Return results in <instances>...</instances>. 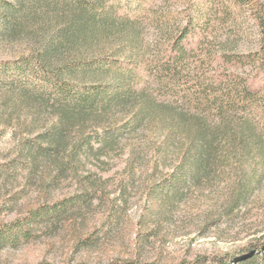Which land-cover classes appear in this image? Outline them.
I'll use <instances>...</instances> for the list:
<instances>
[{
	"label": "rangeland",
	"instance_id": "1",
	"mask_svg": "<svg viewBox=\"0 0 264 264\" xmlns=\"http://www.w3.org/2000/svg\"><path fill=\"white\" fill-rule=\"evenodd\" d=\"M216 1L208 39L166 78L186 0H127L132 25H103L102 0L81 37L71 0H0V60L40 62L0 80V264H264V81L237 97L251 67L222 59L260 48L264 0ZM129 60L135 92L114 103Z\"/></svg>",
	"mask_w": 264,
	"mask_h": 264
},
{
	"label": "trees",
	"instance_id": "2",
	"mask_svg": "<svg viewBox=\"0 0 264 264\" xmlns=\"http://www.w3.org/2000/svg\"><path fill=\"white\" fill-rule=\"evenodd\" d=\"M127 0H115L114 4L110 7L108 14L102 17L101 23L103 25L112 24L117 20H124L126 24H134L135 20L131 18V7L130 2ZM188 6L186 8V14L184 16L185 22L177 28L175 33L169 42L168 49L164 54V58L160 60V66L162 67V73L166 78L173 77L176 73V69L183 65L186 61L188 55L194 50L195 47H199L204 40H207V33L212 30V15L204 11L201 7L202 5H213L218 3L216 0H186ZM239 4L250 3L252 0H236ZM102 0H71L74 3L75 8H73L71 21L69 23V28L74 34H78L80 37L82 35H87L90 33L88 22L94 20L97 15L96 7L100 5ZM127 6H123L124 3ZM10 10H13L14 5H10ZM123 11L124 14H120L119 11ZM253 17L255 18L256 24L260 30L261 43L260 48L254 52H249L247 54H238L233 52L231 49L225 48L222 50L223 61L236 66H244V64L250 65V72L246 74V77L242 82L236 83L232 90L235 91L237 97L249 99V97H255V93L249 89L247 81L250 79H259L264 81V3H258L256 9L253 12ZM117 19V20H116ZM136 26V25H135ZM73 35L70 36L69 44L73 43ZM39 61L34 60L29 57H22L17 60H0V80L13 77L19 72H23L26 69H33L36 63ZM119 74H123L122 80L115 86L117 91L114 93L113 102L119 103L125 95H131L135 92L134 87L131 86V80H133L137 75H139L138 70L141 66L134 64L132 61L118 62L116 66ZM73 68L69 66L62 70L65 72ZM129 72V74H127ZM62 75V74H61ZM55 86L60 88L63 93L70 92L71 86L63 84L61 76L55 75ZM108 87L103 85L94 87L92 90H81L82 102L80 103L81 109L84 111L85 107L93 106L95 101H98L103 96H108ZM127 93V94H125ZM264 93V92H263ZM233 94V93H231ZM258 246L264 248V240L258 241L255 244L256 250ZM250 256H239L234 261L239 263L246 261ZM202 259H197L194 262L180 263V264H199ZM225 262L223 258L220 260ZM112 264H134L133 262H113Z\"/></svg>",
	"mask_w": 264,
	"mask_h": 264
}]
</instances>
